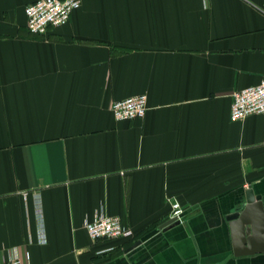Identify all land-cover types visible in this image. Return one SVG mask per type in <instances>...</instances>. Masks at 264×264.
Listing matches in <instances>:
<instances>
[{"label": "crops", "instance_id": "1", "mask_svg": "<svg viewBox=\"0 0 264 264\" xmlns=\"http://www.w3.org/2000/svg\"><path fill=\"white\" fill-rule=\"evenodd\" d=\"M33 1L0 0V264H264V113L229 115L264 77V0H79L44 35ZM100 207L132 235L91 240Z\"/></svg>", "mask_w": 264, "mask_h": 264}, {"label": "built area", "instance_id": "2", "mask_svg": "<svg viewBox=\"0 0 264 264\" xmlns=\"http://www.w3.org/2000/svg\"><path fill=\"white\" fill-rule=\"evenodd\" d=\"M80 6L79 0H35L25 7L26 25L30 32L44 35L51 27L66 23L73 10ZM144 93L113 101L110 109L117 120L143 117L147 109ZM264 113V77L254 86L237 89L232 94L231 120H241L248 115ZM182 208L177 201L171 204L170 217L182 220ZM84 227L91 240H113L132 235L130 227L123 225L116 215H108L100 207L93 218L85 220ZM43 237V233L39 238ZM2 264H24L17 255L10 256Z\"/></svg>", "mask_w": 264, "mask_h": 264}, {"label": "water", "instance_id": "3", "mask_svg": "<svg viewBox=\"0 0 264 264\" xmlns=\"http://www.w3.org/2000/svg\"><path fill=\"white\" fill-rule=\"evenodd\" d=\"M245 199H246V203H247V205L245 206V211L249 210L251 207H254L258 212V216L260 215L262 217V220H263L264 211H263V205L261 202V197L259 195H254L253 191L251 189H248L245 192ZM244 215H245V212H243L241 214L233 213V214L229 215V217H228L230 220H232L230 225H231V229L234 232L235 236L237 234L236 233L237 230H240L241 236H242V234L245 233V231H246V233L248 232V229L246 230L244 228V223H245L244 221H246L244 219V217H245ZM178 222L179 221L175 217H171L166 222H164L160 226V228L164 229L167 226L177 224Z\"/></svg>", "mask_w": 264, "mask_h": 264}]
</instances>
